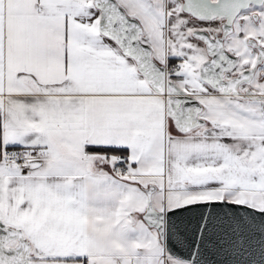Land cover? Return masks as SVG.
Segmentation results:
<instances>
[{"label": "snow or ice", "instance_id": "snow-or-ice-1", "mask_svg": "<svg viewBox=\"0 0 264 264\" xmlns=\"http://www.w3.org/2000/svg\"><path fill=\"white\" fill-rule=\"evenodd\" d=\"M0 264H264V0H0Z\"/></svg>", "mask_w": 264, "mask_h": 264}]
</instances>
